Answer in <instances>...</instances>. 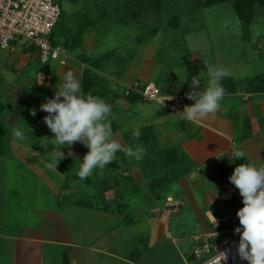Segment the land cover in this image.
Here are the masks:
<instances>
[{"label":"crops","instance_id":"crops-1","mask_svg":"<svg viewBox=\"0 0 264 264\" xmlns=\"http://www.w3.org/2000/svg\"><path fill=\"white\" fill-rule=\"evenodd\" d=\"M186 47L184 51L189 56L184 62L195 65L194 76H199L202 89L208 76L201 68L207 69V63L210 64L199 66L204 56L199 55V50ZM21 49L3 51L6 59L0 65V167H5L0 178L5 179L8 171L5 157L9 146L19 149V159L15 157L13 161L22 165L26 176L24 187L12 190L19 196L12 203L22 211L13 215L21 224L14 232L6 230L10 190L4 186V180L1 182L0 264L193 261L194 238L223 229L219 222L218 226L213 225L212 217L218 221L219 213L228 207L220 198L223 165L232 161L234 150L246 153L245 159L235 161L238 164L251 162L257 167L264 164V71L245 76L244 71L253 59H236L221 80L226 91L221 109L199 123H192L160 104L132 102L124 96L128 88L156 84L158 77L166 84L160 88L164 96H184L187 105L194 103L185 95L191 90L193 76L176 78L171 74L172 79L164 73L155 74L159 67L156 58L162 48L152 49L139 65L131 63L132 60L129 63L118 60L115 63L118 67L125 66L121 71L105 65L92 69L86 58L69 55L65 65L57 61L42 64L37 50ZM218 61L220 66L214 67L227 66L224 59ZM70 68L77 77L81 76L84 94L90 93L88 71L93 73V79L104 78L98 90L107 91L104 100L116 118L112 122L113 139L123 147L140 150L141 159L117 152L115 160L102 171L97 168L81 180L75 158L67 156L60 160L55 172L47 167L53 157L42 159L32 148L41 142L37 140L38 134L36 140L29 139L27 134L31 130L54 135L43 122L47 113L40 110V105L54 96L58 75ZM11 75L18 78L13 84L8 82ZM9 105L10 127L29 125L22 141L11 140L1 121ZM32 109H36L35 116L30 114ZM136 130L139 138H134ZM48 148L50 152L54 146L48 144ZM65 148L61 151L66 152ZM72 151L82 162L89 149L76 142ZM168 199L181 203L178 213L165 212Z\"/></svg>","mask_w":264,"mask_h":264},{"label":"rangeland","instance_id":"rangeland-1","mask_svg":"<svg viewBox=\"0 0 264 264\" xmlns=\"http://www.w3.org/2000/svg\"><path fill=\"white\" fill-rule=\"evenodd\" d=\"M57 1L61 7L62 18L55 29V42L67 50L69 57L90 60V66L94 63L100 68L104 65L118 67V60L128 63L132 60L131 63L139 65L152 49L162 48L156 58L159 67L155 74H175L176 78L189 75L192 77L195 65L184 62L185 57L189 56L188 51H184V47L188 45L193 50H199L200 56H204L205 60L199 66L207 62L213 67L215 64L220 66L218 59H224V64H227L224 69L229 70L234 66L236 59L247 57L253 59V63L244 71L245 76L264 71V7L259 3H256L254 11L243 21L232 2H220L221 0ZM174 18L179 20L177 29L169 24ZM82 25H85V32L79 37ZM183 38H186V42ZM15 48L20 52L23 47L21 43H17ZM5 59L6 53L0 50V65ZM124 67L122 65L115 70L121 71ZM201 69L207 71L204 67ZM171 78L173 79L172 76ZM17 79L11 75L8 82L13 84ZM156 84L159 88L166 86L158 77ZM10 109L9 105L1 121L7 127L9 138L17 141L13 137L14 128L10 127L8 121ZM28 128L29 125L15 127L23 132H27ZM31 131L32 133L27 134L29 139L36 140L38 134L37 140L41 142L40 146L35 143L32 148L42 159L53 157V149L48 152V141L45 138H51L53 135L45 131ZM45 145L46 148L43 147ZM6 150L8 171L5 179L0 178V191L3 187L1 182L4 180V186L11 191L7 194L9 205L5 211L6 230L14 232L21 224L13 219V215L22 211L19 212L15 206L17 204L12 203V200L19 197L12 190L14 187H24L26 176L23 174L22 165L13 161L19 156V149L9 146ZM65 151L67 157V147ZM4 168L0 167V171L4 172Z\"/></svg>","mask_w":264,"mask_h":264},{"label":"clouds","instance_id":"clouds-1","mask_svg":"<svg viewBox=\"0 0 264 264\" xmlns=\"http://www.w3.org/2000/svg\"><path fill=\"white\" fill-rule=\"evenodd\" d=\"M207 66V85L199 89L201 84L199 76H193L190 82V91L185 95L194 101L192 105H186L183 113L184 119L199 123L209 115H214L221 109L226 91L221 80L228 72L221 67ZM80 77H77L70 68L63 75H58V83L52 98H46V102L40 105V110L47 113L43 122L54 134L47 138V145L54 146L51 152L53 162L47 167L56 171L60 160L66 158L61 148L67 147V156L76 159L79 164L78 177L83 180L93 174L95 169L101 171L106 165L112 163L117 152H124L128 157L142 158L140 150L134 151L131 147H123L117 140L113 139L111 106L102 98L84 94L82 92ZM40 83H43L41 75ZM199 89V90H197ZM172 99L173 97L169 96ZM35 116L36 109L30 110ZM111 117V119H109ZM139 130L134 132V138H139ZM26 134L19 129H13L15 140H24ZM79 142L89 149L84 155L82 162L72 151L73 145ZM47 145L43 147H47ZM243 150H234L232 162L241 158L245 159ZM242 197L243 207L236 216L239 226L234 231L239 234V243L236 254L248 264H264V166L257 167L254 163H241L234 168L229 177ZM212 214V213H211ZM213 217V225L218 226L217 219ZM228 251L218 252V264L226 262Z\"/></svg>","mask_w":264,"mask_h":264},{"label":"built area","instance_id":"built-area-1","mask_svg":"<svg viewBox=\"0 0 264 264\" xmlns=\"http://www.w3.org/2000/svg\"><path fill=\"white\" fill-rule=\"evenodd\" d=\"M61 7L57 0H0V50L12 51L17 43L26 50L35 49L42 64L57 61L65 65L67 50L52 44V35L61 20ZM135 93L145 102L156 103L172 109L177 114L187 105L184 96H164L154 83L128 88L126 95ZM239 164L227 162L222 167L220 198L228 204L218 215L223 226L218 232L196 236L192 250L193 261L188 264H218V252L228 251V259L222 264H248L236 254L239 234L237 211L243 207L239 190L229 181L234 168ZM264 166V164H263ZM181 203L168 199L167 214L178 213Z\"/></svg>","mask_w":264,"mask_h":264},{"label":"trees","instance_id":"trees-1","mask_svg":"<svg viewBox=\"0 0 264 264\" xmlns=\"http://www.w3.org/2000/svg\"><path fill=\"white\" fill-rule=\"evenodd\" d=\"M223 1H227V2H232L235 9L238 12V15L240 16V18L245 21L246 17H248L254 10L256 3H259L261 5H263L264 7V0H221L220 2ZM211 3V2H210ZM62 18V15H61ZM61 21V20H60ZM179 20L174 18L170 21V25L173 26L174 28H178L179 27ZM60 23V22H59ZM59 25V24H58ZM57 25V26H58ZM57 28V27H56ZM85 32V25H82L80 32H79V37L83 35V33ZM55 30L54 33L52 35V44L55 46H58L57 43L55 42ZM89 61V60H88ZM88 63V62H87ZM90 68L95 69L99 68L96 64L93 63L92 66L89 65ZM86 77H87V81H88V90L87 92L92 93V95L100 97L102 99H104L107 91L105 89H101L98 90L100 88V82L104 81V78H100L99 76H95V78L93 79V73H91V71H88V73H86ZM125 98L135 102V101H144L139 95L132 93L130 95H126L124 94Z\"/></svg>","mask_w":264,"mask_h":264}]
</instances>
